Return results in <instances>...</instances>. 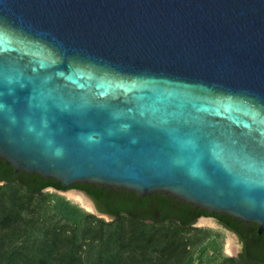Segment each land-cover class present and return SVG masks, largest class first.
<instances>
[{"label":"water","instance_id":"obj_1","mask_svg":"<svg viewBox=\"0 0 264 264\" xmlns=\"http://www.w3.org/2000/svg\"><path fill=\"white\" fill-rule=\"evenodd\" d=\"M0 158L262 235L264 0H0Z\"/></svg>","mask_w":264,"mask_h":264},{"label":"trees","instance_id":"obj_2","mask_svg":"<svg viewBox=\"0 0 264 264\" xmlns=\"http://www.w3.org/2000/svg\"><path fill=\"white\" fill-rule=\"evenodd\" d=\"M0 264H190L207 239L215 249L216 234H201L193 224L216 217L236 232L245 245L239 258L208 256L205 264H264V233L225 214L213 213L167 194L138 196L125 190L76 184L106 222L70 202L44 194L66 191L54 178L16 172L0 158ZM254 232L245 234L249 226ZM200 232L194 239L187 237ZM189 240H192L188 242ZM192 246V248H190ZM190 250L188 251V249Z\"/></svg>","mask_w":264,"mask_h":264},{"label":"rangeland","instance_id":"obj_3","mask_svg":"<svg viewBox=\"0 0 264 264\" xmlns=\"http://www.w3.org/2000/svg\"><path fill=\"white\" fill-rule=\"evenodd\" d=\"M2 185V183L0 184ZM68 193H77L76 190H67L66 192H62V191H56L54 189H46L44 191V194L49 195V196H54L56 198H61L64 199L68 202H70L71 205L81 209L82 212L91 214L99 219H104L106 222H110L112 219H109L107 217H100L98 216L94 210L92 212H88L86 210H84L83 208L80 207L79 204H77L76 202H73L71 200H69L66 197V194ZM80 195V194H78ZM81 196V195H80ZM97 207V206H96ZM194 229H198L201 230V234H205L206 237L209 234H216L217 238H216V245H215V249H211L208 247V244L211 243L214 239H207L205 241L204 244H202L200 247H198L195 250V254L193 255V261L190 260V264H205L206 260L208 258L206 257H202L201 251L206 247L208 248V256L211 257H215V256H226V257H236L238 250L240 248V243L239 241L235 238V236H233L232 234H230L229 232L225 231L223 228H221L219 225H217V223L215 222V220L213 218H209V219H201L199 220L196 224H193L192 226ZM200 232L197 233V231L192 232L187 238L188 239H194L198 236ZM192 240H189L188 242H190ZM231 245L232 249L230 251H228V246ZM190 248H192V246H190ZM190 248L188 249V251L190 250ZM219 264L221 263V260L218 262Z\"/></svg>","mask_w":264,"mask_h":264},{"label":"flooded vegetation","instance_id":"obj_4","mask_svg":"<svg viewBox=\"0 0 264 264\" xmlns=\"http://www.w3.org/2000/svg\"><path fill=\"white\" fill-rule=\"evenodd\" d=\"M72 188V187H71ZM70 188V190H76V192H79V193H82V194H84L85 196H87L83 191H80V190H78V189H71ZM49 189V188H48ZM88 197V196H87ZM93 203H94V201L90 198V197H88ZM94 205L96 206V204L94 203ZM202 218H207V219H209V218H213L214 220H215V222L217 223V225H219L221 228H223L225 231H227V232H229L230 234H232L233 236H235V238L239 241V243H240V248H239V250H238V253H237V255H236V257L235 258H239L243 253H244V250H245V245H244V243L241 241V239H240V237H239V235L236 233V232H234V231H232L231 229H229V227H227L226 225H224L223 223H221L216 217H201V218H199L194 224H196L199 220H201ZM233 218V217H232ZM238 220V219H237ZM243 222V221H242ZM247 224H254V223H247ZM255 226H257L256 224H254ZM258 227V226H257ZM254 226H249V227H247L246 228V230H245V234H247V235H250V233H253L254 232Z\"/></svg>","mask_w":264,"mask_h":264},{"label":"bare ground","instance_id":"obj_5","mask_svg":"<svg viewBox=\"0 0 264 264\" xmlns=\"http://www.w3.org/2000/svg\"><path fill=\"white\" fill-rule=\"evenodd\" d=\"M66 197L69 200L79 204L80 207L83 208L84 210H86L88 212L93 211L92 205L86 199H84L82 196L78 195L77 193H68V194H66ZM231 249H232V246L229 245L227 250L230 251Z\"/></svg>","mask_w":264,"mask_h":264}]
</instances>
